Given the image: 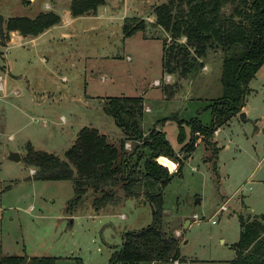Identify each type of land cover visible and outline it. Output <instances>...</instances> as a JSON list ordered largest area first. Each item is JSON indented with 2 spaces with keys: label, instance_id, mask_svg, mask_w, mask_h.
<instances>
[{
  "label": "rangeland",
  "instance_id": "374dc122",
  "mask_svg": "<svg viewBox=\"0 0 264 264\" xmlns=\"http://www.w3.org/2000/svg\"><path fill=\"white\" fill-rule=\"evenodd\" d=\"M111 2V1H110ZM167 0H114L119 18L151 14ZM50 6L48 9L46 6ZM70 0H0L3 19L35 18L54 12L59 24L35 43L0 47V247L5 255L58 257L57 264H108L119 252L123 236L153 223L152 207L144 200L125 198L118 191L117 204L96 210L93 197L70 206L74 188L69 181L32 179L23 158L27 151H43L65 160L83 128L96 129L109 142L118 143L124 133L105 111L110 97L142 96L145 112L142 130L163 132L177 158L183 161L162 191L156 224L179 240L181 260L169 264H227L235 258L239 220L264 215V65L248 85L245 104L248 118L230 120L220 133L221 148L216 174L203 162V145L185 155L178 143V121L197 119L210 125L212 104L221 96L222 54L209 52L205 69L185 81L178 96L170 99L161 72L165 33L152 30L123 36L122 20L111 28L76 19L67 23ZM102 8V7H101ZM106 28V29H105ZM160 81L155 86L154 81ZM167 88V94L162 92ZM185 138L190 127L183 124ZM224 132H228L227 138ZM215 135V134H214ZM226 137V138H225ZM225 138V139H224ZM131 153L134 143L126 142ZM9 152L19 162L6 159ZM148 155V151L144 150ZM209 157L210 154L207 153ZM189 157V158H188ZM170 173L177 165L169 163ZM35 171V170H34ZM199 199L197 204L195 200ZM225 205L227 211L216 214ZM72 216H71V215ZM71 216V217H69ZM186 221L189 223L186 224ZM214 221V224L211 223Z\"/></svg>",
  "mask_w": 264,
  "mask_h": 264
},
{
  "label": "trees",
  "instance_id": "16d2710c",
  "mask_svg": "<svg viewBox=\"0 0 264 264\" xmlns=\"http://www.w3.org/2000/svg\"><path fill=\"white\" fill-rule=\"evenodd\" d=\"M106 0H70L71 17L94 15ZM31 0H21L28 6ZM153 22L136 17L125 18L121 31L124 37L144 32L147 26L162 30L161 72L177 76L174 85L168 86L171 97L180 91L182 80L195 77L203 69L202 60L209 52L222 54L220 77L221 96L211 100L210 125L197 119L178 121L180 152L191 154L201 143L216 174V161L220 148L214 141V132L227 125L244 106L248 85L264 65V0H167L152 8ZM60 17L50 11L33 19L12 17L3 19L0 14V47H5L10 34L16 32L23 38H36L57 26ZM184 39V41H182ZM169 85V84H168ZM167 88H162L166 95ZM142 96L110 97L105 111L122 130L124 138L118 143L109 142L96 129L83 128L74 144L65 152V160L53 154L29 149L24 162L34 168L36 181H69L74 188L70 206L84 198L93 197L96 210L119 201L118 191L125 198L141 199L151 205L153 223L123 236L122 248L110 258L108 264H169L179 262V240L157 226L162 205V191L175 175L181 174L183 161L177 158L163 132L142 130L144 115ZM183 124L190 127V137L185 138ZM134 143L131 153L124 146ZM144 150L148 151V155ZM163 159L177 165L170 173ZM71 215V214H70ZM72 216V215H71ZM69 216V217H71ZM239 220V239L233 245L235 258L227 264H264V215L242 216ZM80 264V259H75ZM55 257H27L5 255L0 247V264H57Z\"/></svg>",
  "mask_w": 264,
  "mask_h": 264
},
{
  "label": "crops",
  "instance_id": "0c3cea01",
  "mask_svg": "<svg viewBox=\"0 0 264 264\" xmlns=\"http://www.w3.org/2000/svg\"><path fill=\"white\" fill-rule=\"evenodd\" d=\"M32 1V0H31ZM111 1V2H110ZM106 3H105V5L102 7V8H99L98 10H97V12L94 14V15H91V16H84V17H79V18H73V17H71V15H70V12L69 11H66V16L68 17V20H67V23L69 24H71V23H73L76 19H81V20H85V21H91L92 23H95V25L93 26L94 27V30H96V28H97V26L99 25L100 27L102 26V27H109V29L111 28V24H112V21H118V20H122V23H123V20L125 19V18H119L117 15H116V11H115V6L113 5V3H114V0H106L105 1ZM47 7V9L50 7V6H46ZM131 18V17H130ZM136 18H138V17H136ZM140 19H142V20H145L147 23H152L153 22V16L151 15V14H149V16L148 17H146V18H143V17H141ZM56 27V26H55ZM121 27H122V25L120 26V29H121ZM54 28V27H53ZM52 29V28H51ZM51 29H49V30H51ZM106 29V28H105ZM49 30L48 31H46L45 33H47V32H49ZM122 32V31H121ZM45 33H43L42 35H44ZM42 35H40L39 37H41ZM39 37H36V38H23L22 36H20V35H18L16 32H14V33H11L10 34V40H9V42L7 43L8 45L9 44H11V45H21V44H32V43H35V41H36V39L37 38H39ZM205 68V66L203 67V69ZM171 77V76H170ZM172 78V77H171ZM172 80V79H171ZM171 82V81H170ZM168 84H171V83H168ZM168 84H166V83H163V85L164 86H168ZM172 84H174V83H172ZM179 85H181L182 86V84L183 83H178ZM159 87V86H158ZM178 93L179 92H177V93H175L170 99H175L177 96H178ZM144 104V103H143ZM149 109L147 106H145L144 105V111H145V109ZM150 112V111H149ZM241 114H244V117L243 118H246V120L245 121H254V127H255V129L257 130L258 129V133L260 132V127H258L257 125H256V122H257V119H255V120H252V119H250V118H248V116H249V109H248V107L246 106V104H245V99H244V106H243V108L241 109V112H240ZM240 113L236 116V117H234L233 119H236V118H242V117H240ZM231 122V121H230ZM229 122V123H230ZM228 123V124H229ZM227 124V125H228ZM224 127L225 126H223V127H221V128H219V129H217L218 130V133L217 134H215L214 135V141L216 142V144H217V147H219L220 148V150H221V148H224V146H219V140H218V137H219V135H220V133H222L223 131H225L224 130ZM228 132H224V135L227 137V138H229L228 137ZM225 137V138H226ZM224 138V139H225ZM201 144V143H200ZM204 149V148H203ZM206 157H208L207 156V153H205L204 152V158H203V162H204V159L206 158ZM189 158V157H188ZM218 160V159H217ZM55 258H58V257H55Z\"/></svg>",
  "mask_w": 264,
  "mask_h": 264
},
{
  "label": "built area",
  "instance_id": "2783aa9c",
  "mask_svg": "<svg viewBox=\"0 0 264 264\" xmlns=\"http://www.w3.org/2000/svg\"><path fill=\"white\" fill-rule=\"evenodd\" d=\"M182 41H184V39L182 40ZM205 69V68H204ZM170 81H171V77L170 76H165V78H164V82L166 83V84H168V83H170ZM155 86H159L160 85V81H154V83H153ZM145 112H149V109H145ZM218 133V130H216L215 132H214V134H217ZM125 148H129V145L127 144V143H125ZM35 173V171L34 170H31L30 171V174H31V176L33 175ZM224 211H227V208H226V206L225 205H223V206H221L219 209H218V211L216 212V214H218V213H220V212H224ZM211 223L212 224H214V221H211Z\"/></svg>",
  "mask_w": 264,
  "mask_h": 264
},
{
  "label": "water",
  "instance_id": "95a60500",
  "mask_svg": "<svg viewBox=\"0 0 264 264\" xmlns=\"http://www.w3.org/2000/svg\"><path fill=\"white\" fill-rule=\"evenodd\" d=\"M240 117H244V114L240 113ZM6 159L10 162H19L21 160V157L18 153L16 152H9ZM199 202V199H196L194 204H197ZM189 222L186 221V224H188Z\"/></svg>",
  "mask_w": 264,
  "mask_h": 264
}]
</instances>
